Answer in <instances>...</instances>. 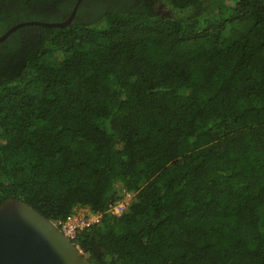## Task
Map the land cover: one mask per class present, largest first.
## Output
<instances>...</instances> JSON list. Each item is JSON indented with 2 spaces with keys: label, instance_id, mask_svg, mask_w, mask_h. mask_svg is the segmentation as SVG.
Returning <instances> with one entry per match:
<instances>
[{
  "label": "trees",
  "instance_id": "trees-1",
  "mask_svg": "<svg viewBox=\"0 0 264 264\" xmlns=\"http://www.w3.org/2000/svg\"><path fill=\"white\" fill-rule=\"evenodd\" d=\"M76 2L0 0V35ZM9 198L102 213L94 264H264V0H82L0 41Z\"/></svg>",
  "mask_w": 264,
  "mask_h": 264
},
{
  "label": "water",
  "instance_id": "water-1",
  "mask_svg": "<svg viewBox=\"0 0 264 264\" xmlns=\"http://www.w3.org/2000/svg\"><path fill=\"white\" fill-rule=\"evenodd\" d=\"M82 0H77L70 16L62 22L23 21L0 35L6 39L19 27L30 24L66 26L71 23ZM0 264H94L59 226L34 206L9 198L0 205Z\"/></svg>",
  "mask_w": 264,
  "mask_h": 264
},
{
  "label": "built area",
  "instance_id": "built-area-1",
  "mask_svg": "<svg viewBox=\"0 0 264 264\" xmlns=\"http://www.w3.org/2000/svg\"><path fill=\"white\" fill-rule=\"evenodd\" d=\"M133 196L134 195L131 192L125 193L120 200L116 201L110 206L109 210L116 215L123 213L130 205ZM102 216L103 214L100 212L90 211L89 213L84 214L76 210V212L69 218L54 222L59 226V228L68 238L76 242V237L79 230L98 223L99 221H101ZM76 244L80 246L77 242Z\"/></svg>",
  "mask_w": 264,
  "mask_h": 264
},
{
  "label": "rangeland",
  "instance_id": "rangeland-1",
  "mask_svg": "<svg viewBox=\"0 0 264 264\" xmlns=\"http://www.w3.org/2000/svg\"><path fill=\"white\" fill-rule=\"evenodd\" d=\"M90 211L91 210H89L87 207H81L78 209V212L84 213V214L89 213Z\"/></svg>",
  "mask_w": 264,
  "mask_h": 264
}]
</instances>
